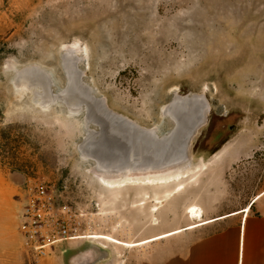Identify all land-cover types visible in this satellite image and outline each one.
I'll return each mask as SVG.
<instances>
[{"label": "rangeland", "instance_id": "rangeland-1", "mask_svg": "<svg viewBox=\"0 0 264 264\" xmlns=\"http://www.w3.org/2000/svg\"><path fill=\"white\" fill-rule=\"evenodd\" d=\"M0 42L16 264H35L20 215L37 185L81 237L41 264H153L170 238L131 248L88 236L137 243L193 224L190 207L205 221L264 190V0H0ZM191 95L210 112L183 157L192 120L174 103ZM110 132L129 142L109 146Z\"/></svg>", "mask_w": 264, "mask_h": 264}, {"label": "crops", "instance_id": "crops-1", "mask_svg": "<svg viewBox=\"0 0 264 264\" xmlns=\"http://www.w3.org/2000/svg\"><path fill=\"white\" fill-rule=\"evenodd\" d=\"M263 192L247 217L241 213L171 235L169 247L155 250L153 264H264ZM13 196V187L0 170V264H16L19 257L18 237L9 219ZM211 225L216 226L197 232Z\"/></svg>", "mask_w": 264, "mask_h": 264}, {"label": "built area", "instance_id": "built-area-1", "mask_svg": "<svg viewBox=\"0 0 264 264\" xmlns=\"http://www.w3.org/2000/svg\"><path fill=\"white\" fill-rule=\"evenodd\" d=\"M73 216L69 207L58 208L44 185L31 190L20 218L23 238L35 264H41L53 245L79 238L77 227L71 224Z\"/></svg>", "mask_w": 264, "mask_h": 264}, {"label": "bare ground", "instance_id": "bare-ground-1", "mask_svg": "<svg viewBox=\"0 0 264 264\" xmlns=\"http://www.w3.org/2000/svg\"><path fill=\"white\" fill-rule=\"evenodd\" d=\"M76 94H78L79 100H81L82 96H81L80 92L77 91ZM193 98L198 99V100H200V102H202V108L199 110V113L197 114V120L193 124L191 129L189 130V133L187 134V138L185 139V141L183 143L184 144L183 147H182V155H183V157H188L191 144H192L194 138L196 137V135L198 134V132L200 131V129L205 125V123H206V121L208 119L209 112H210V108H209L210 106L204 100V98L198 97V96H194V95L185 97V99H193ZM112 137L114 138L116 136L112 133ZM163 178H160V180L163 179ZM151 182H155V181H151ZM182 188H183L182 186H179L177 188V190H181ZM261 195L262 194L256 196L253 199V202L251 204H249L246 208H244L241 211H236V212L227 214L225 216H221V217H218V218H213V219H209V220H205V221L202 220L203 213H202L201 210H198L196 207H190V208H188L187 213L189 214V217L192 220L195 221L193 224H190V225H188V226H186L184 228H181V229H176V230H172V231H169V232H166V233H162L160 235H157V236L142 240V241L137 242V243H132V242L131 243H124V242H121V241L116 240L114 238H111V237H109L107 235H101V234L90 235V236H88V238L89 239H95V240H98V241L99 240H101V241L102 240H107V241L113 242L114 244H120L122 246L124 245V246L131 247V248L134 247V246L146 245V244H149V243H152V242H156V241L168 238L171 235L180 233V232H182L184 230H192V229H195L197 227H201V226L210 224V223H212L214 221H217V220H220V219H225L227 217H231V216L238 215V214H241V213L243 214L244 217H247V215L249 214V212L251 210L252 205L261 197ZM153 210L155 211L156 209H153ZM79 238H81V237H79ZM86 238H87V236H86Z\"/></svg>", "mask_w": 264, "mask_h": 264}, {"label": "water", "instance_id": "water-1", "mask_svg": "<svg viewBox=\"0 0 264 264\" xmlns=\"http://www.w3.org/2000/svg\"><path fill=\"white\" fill-rule=\"evenodd\" d=\"M198 102H200V100L195 99V98H193V99L178 98V99L176 100V102L174 103V104H176V105L178 106V108L184 110L183 113L186 114L185 117H190L191 120H192V124H191V126H190L187 130H185V131H186L185 139L187 138V134L189 133V130L191 129V127L193 126V124H194V123L196 122V120H197V114L199 113V110H200V109L195 108L194 105H195L196 103H198ZM101 109H102L106 114H108L109 116H114V115H113V114L107 109V107H106V105L104 104V102L101 103ZM140 132H141V133H145V131L143 132L142 130H140ZM110 133H112V132H110ZM113 134H114V132H113ZM114 135L117 136L116 134H114ZM149 136H150V135H149ZM109 137H110V141H109V143H108L109 146L113 145L114 140H117L118 143L120 142L121 145L126 144L127 142H129L128 139H127L125 136H124L123 138H121V137H119V136H118V137H114V138H116V139H114V138L112 137V135H109ZM150 137H151L153 140H159V139H157L155 136H150ZM185 139L183 140V143H184ZM183 143L181 144V148H182L183 145H184ZM108 145H107V151L111 149V148H109ZM180 150H181V149H180ZM181 153H182V152H181ZM83 256L86 258V260H91V259H92V256L89 255L88 253H83Z\"/></svg>", "mask_w": 264, "mask_h": 264}, {"label": "trees", "instance_id": "trees-1", "mask_svg": "<svg viewBox=\"0 0 264 264\" xmlns=\"http://www.w3.org/2000/svg\"><path fill=\"white\" fill-rule=\"evenodd\" d=\"M5 54V47L4 44L0 42V58ZM254 205H252L251 210L253 211Z\"/></svg>", "mask_w": 264, "mask_h": 264}]
</instances>
